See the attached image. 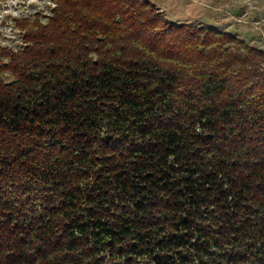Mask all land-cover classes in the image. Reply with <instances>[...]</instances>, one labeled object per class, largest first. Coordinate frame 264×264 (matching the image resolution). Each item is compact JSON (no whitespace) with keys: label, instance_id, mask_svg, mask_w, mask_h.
<instances>
[{"label":"trees","instance_id":"obj_1","mask_svg":"<svg viewBox=\"0 0 264 264\" xmlns=\"http://www.w3.org/2000/svg\"><path fill=\"white\" fill-rule=\"evenodd\" d=\"M48 1L0 48V264H264V50Z\"/></svg>","mask_w":264,"mask_h":264},{"label":"rangeland","instance_id":"obj_2","mask_svg":"<svg viewBox=\"0 0 264 264\" xmlns=\"http://www.w3.org/2000/svg\"><path fill=\"white\" fill-rule=\"evenodd\" d=\"M171 22L200 23L227 31L264 50V0H146ZM48 0H0V48L22 47L14 17L47 11Z\"/></svg>","mask_w":264,"mask_h":264}]
</instances>
